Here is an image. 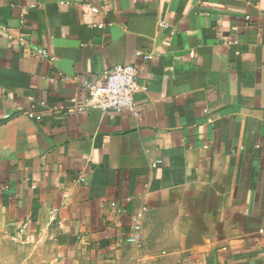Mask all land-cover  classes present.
Returning <instances> with one entry per match:
<instances>
[{
  "label": "crops",
  "instance_id": "crops-1",
  "mask_svg": "<svg viewBox=\"0 0 264 264\" xmlns=\"http://www.w3.org/2000/svg\"><path fill=\"white\" fill-rule=\"evenodd\" d=\"M0 264H264V0H0Z\"/></svg>",
  "mask_w": 264,
  "mask_h": 264
},
{
  "label": "built area",
  "instance_id": "built-area-1",
  "mask_svg": "<svg viewBox=\"0 0 264 264\" xmlns=\"http://www.w3.org/2000/svg\"><path fill=\"white\" fill-rule=\"evenodd\" d=\"M23 47L28 49V45L22 43ZM37 53L41 59H49L53 61L54 56H51L45 49H38ZM141 54L143 58H148L149 54ZM191 55L194 52H190ZM82 88L85 91V97L79 105L80 109H97L101 112H117L128 113L131 115L138 114L137 95L146 91V86L140 81L138 68L133 64H117L110 66L101 72V77L96 82L84 81ZM72 102L76 101V97L71 98ZM3 118L9 117V113L2 115ZM39 120L40 116H36ZM161 163V159H156L151 162V166H156ZM83 182V178H78ZM51 218L56 215V209L50 211ZM132 231L128 240L136 241L140 231V224L137 218H134ZM12 236L21 238L22 230L14 231Z\"/></svg>",
  "mask_w": 264,
  "mask_h": 264
}]
</instances>
